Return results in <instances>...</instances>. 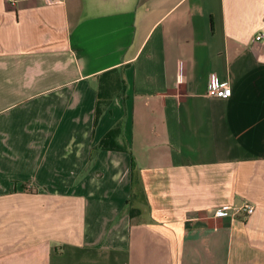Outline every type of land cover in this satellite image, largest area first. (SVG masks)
I'll list each match as a JSON object with an SVG mask.
<instances>
[{
    "label": "crops",
    "instance_id": "1",
    "mask_svg": "<svg viewBox=\"0 0 264 264\" xmlns=\"http://www.w3.org/2000/svg\"><path fill=\"white\" fill-rule=\"evenodd\" d=\"M260 32L264 0H0V264H264Z\"/></svg>",
    "mask_w": 264,
    "mask_h": 264
},
{
    "label": "trees",
    "instance_id": "2",
    "mask_svg": "<svg viewBox=\"0 0 264 264\" xmlns=\"http://www.w3.org/2000/svg\"><path fill=\"white\" fill-rule=\"evenodd\" d=\"M125 88L126 82L119 68H113L100 74L94 113L95 126L99 123L105 108L109 106L112 100L117 96H123L125 94ZM122 133L123 127L121 124L109 129L99 142L100 148L107 150H126L127 145L122 140ZM132 182L134 187L140 182L135 162L133 163ZM136 196L137 193L134 189L129 200V211L131 216L139 212V209L134 207Z\"/></svg>",
    "mask_w": 264,
    "mask_h": 264
},
{
    "label": "built area",
    "instance_id": "3",
    "mask_svg": "<svg viewBox=\"0 0 264 264\" xmlns=\"http://www.w3.org/2000/svg\"><path fill=\"white\" fill-rule=\"evenodd\" d=\"M8 3L11 6H17L18 0H7ZM47 2L51 3V2H55L57 0H46ZM255 40H262L264 39V33L260 32L258 33L255 37ZM208 94L210 96H216V97H226V96H230L232 94V87L229 84L226 83H221L217 77V74L215 72L211 73L209 76V91ZM232 206H225V207H220L219 209H217L216 211V215H224V214H228L229 211L231 210ZM232 209L235 210H244L247 213H252L255 209V207L253 205L250 204H244L240 207H234Z\"/></svg>",
    "mask_w": 264,
    "mask_h": 264
}]
</instances>
